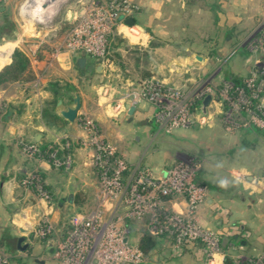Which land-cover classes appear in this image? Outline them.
I'll use <instances>...</instances> for the list:
<instances>
[{"label": "rangeland", "instance_id": "1", "mask_svg": "<svg viewBox=\"0 0 264 264\" xmlns=\"http://www.w3.org/2000/svg\"><path fill=\"white\" fill-rule=\"evenodd\" d=\"M28 1L1 0L0 2L2 9L0 28H4V31L0 32V70L10 64L18 52L25 54L30 60L28 72L24 75V78L30 77L29 80L21 83H9L0 89L3 93L0 99V139L3 141L2 143L11 147H8V150L18 148L25 158L36 162L34 170L32 168L31 171L23 172V176L18 182L19 188L26 194L16 197L10 206L13 215L10 229L16 236L19 233L17 229L22 230L19 237H23L24 240L20 245L21 247L22 245L30 247V251H9L1 243L0 263L59 264L50 254L49 247H46V241H54L52 240L53 235L43 236L37 234V231L43 223H46L50 225L52 232L58 235L62 231L63 224H68V221L70 224L73 215L84 216L96 208L97 181L94 177L91 158L95 149L94 140L100 139L104 144L114 147L116 152L121 155L119 149L125 145L116 142L115 134L119 132L124 134L122 139L127 142L125 144L131 148L130 151L133 153L135 151L134 136L140 138V144H145H143L145 138L143 139L142 131L132 133L134 124L141 119L143 126L146 117L150 116L156 126L152 133L153 141L145 150L169 151L174 148L173 143H175L170 136L180 130L188 129L193 125L192 123H197L200 126V131L191 133L192 144L205 155H203L204 159L191 156V160H196L195 164L199 166L198 172L202 167L203 169L207 168L214 159L218 158L217 155L223 148L235 145L236 132L242 129V127L235 129V126L226 129L225 126L230 125L232 121L227 122L229 108L221 94L228 83L230 84L229 77L232 75L230 72L236 70L237 61L235 58L231 59L225 52L220 54L217 59L211 58L213 52L204 57V54L208 52L204 51V48L214 47L217 36L213 30H209L210 23H208L206 15L197 11L191 12V0H122L123 5L128 6L129 17L134 18L137 27H143V34L150 41L147 46L148 54L139 58V67L147 71L156 68L158 73H147L148 76H145V73H139V69H135L133 66L136 58L132 55L129 57L124 55L125 48L143 47L142 42L138 40L141 35L138 29L135 28L129 32L120 28L119 32H115L112 38L117 37L120 40L118 51L120 55L124 56H121L118 62L115 59L108 60L104 66L102 65L103 70L100 74L87 75L83 71L79 76L77 85L84 97L83 102L86 105L85 112L87 113H82L79 116L78 124L82 136L66 138L67 143L58 142L60 141L58 140L48 144V150L55 148L53 151H47V157L54 155V158L59 162L66 163L62 166H54L51 160L43 158L38 145L32 142L30 137L25 138V123L34 118L37 124L42 105L50 98V91L52 92V89L55 91L59 87H54L52 84L57 81H59L58 84H70L71 82L76 84L75 78L81 72L75 65L74 57L76 55L70 53L65 47L64 38L91 3L101 5L110 0H62L63 4L60 0L50 9H47L46 5H42L41 9L46 12L38 14L39 18L36 20L33 17L35 11L31 10V3ZM39 1L38 5L42 0ZM43 2L45 3L44 0ZM43 2L41 4H44ZM48 10L50 13L47 12ZM69 12L72 17L69 21L64 22V14ZM263 17L264 12L253 29L244 31L245 35L241 44L249 54L247 62L250 68L253 59L252 41L258 37L255 32ZM193 50L200 51L201 55L199 56L203 57L201 65L196 70L184 73L183 65L185 63L190 65L196 63L191 53ZM3 54L8 58L4 64L1 62ZM133 68L134 70H132ZM179 68L180 72L178 73H168L170 70ZM147 81H154L165 87L174 88L181 101L184 99L190 101L194 90L203 93L210 90L214 99L206 106L204 119H200L197 111L198 104L194 103L192 107H189L190 118L192 114L191 125L167 130V125L160 128L156 121L155 104L149 99L139 97V92ZM62 88H59L60 92H63ZM98 97L105 99L99 112L94 110L92 104ZM123 103H128L136 108V114L130 118L126 116ZM9 104L13 105L14 109L8 116L6 111ZM7 116L8 118H6ZM17 134H19V138L15 139ZM63 145H66L71 155L60 160L57 153ZM139 147L140 145L137 148L139 149ZM141 150L143 151L144 148ZM83 153H87L86 156ZM184 158L183 156L177 160ZM228 158L231 160L228 165L234 166V153L229 154ZM31 177L34 184L38 182L42 191L43 189L47 190V184L56 190V196L51 198L50 203H45L43 197L32 185L22 184V180L27 181ZM69 183L71 186L65 187ZM66 192H73L74 197L78 199H75L74 206L66 203L64 198ZM47 204L50 205L51 212L56 219L52 220L44 213ZM52 248L53 246H51ZM237 256L241 261L250 260L240 253H237Z\"/></svg>", "mask_w": 264, "mask_h": 264}, {"label": "built area", "instance_id": "2", "mask_svg": "<svg viewBox=\"0 0 264 264\" xmlns=\"http://www.w3.org/2000/svg\"><path fill=\"white\" fill-rule=\"evenodd\" d=\"M123 4L122 0H110L101 5L91 3L66 34V49L75 55L84 52L96 64L104 66L111 58L110 38L122 27L130 32L133 29L124 25L123 21L129 15L128 6ZM255 33L258 37L252 41V65L249 75L243 79V87L230 82L221 93L229 108L227 122L232 121L226 129L252 126L264 130V17ZM144 85L139 97L155 104L156 121L160 128L167 125V130L191 125L189 107L198 104V111L205 96L210 97L209 104L214 99L210 90L204 93L194 90L190 101H181L172 87L154 81ZM198 113L200 119H204L205 114ZM93 144L95 149L91 158L97 174L96 208L84 216L73 215L70 228L61 234L53 233L46 223L37 231L47 237L53 235L52 255L59 264L153 263V254H143L139 249L131 225L158 241L159 245L168 246L174 254L199 240L204 264H216L217 257L223 260V232L204 228L199 221V210L209 189L196 181L199 168L196 160L185 157L155 172L145 165L131 166L114 147L100 139H95ZM49 160L54 166L66 164L54 155H50ZM22 184L32 185L45 203H50L49 191H42L38 182H32V177L22 180ZM232 257L240 259L237 255Z\"/></svg>", "mask_w": 264, "mask_h": 264}, {"label": "crops", "instance_id": "3", "mask_svg": "<svg viewBox=\"0 0 264 264\" xmlns=\"http://www.w3.org/2000/svg\"><path fill=\"white\" fill-rule=\"evenodd\" d=\"M192 11H197L206 15L208 23H210L208 25L209 30H213V33L217 36L215 37L214 47L212 46L211 48L210 46V48H204V51H208L204 54V57L211 55V52H213L211 58L217 59L220 54H224L223 52H225L229 54L231 59L235 58L237 61V68L230 72L232 73L231 76L239 78L247 76L250 72L249 63L247 62L249 54L245 47H242L241 43L245 35L244 31L253 29L264 12V0H191V12ZM0 12H2L1 8ZM65 18L66 14H64V22H67ZM132 19L134 20L133 17ZM131 27H133V29H138L141 34L138 40L142 42L143 47L137 48L139 50H148L147 46L150 41L147 36L143 34V27H137L135 21L134 25ZM122 28L127 30L125 27ZM191 53L196 63L191 65L185 63V65H183L185 68V70L183 69L184 73L189 72V70H196V68H199L201 65V59L203 57L199 56L201 55L200 51L193 50ZM197 57H199V59H197ZM78 59H80V55L74 57L75 65ZM85 59L87 65L96 64L87 56H85ZM133 66H135V69L142 70V67L140 68L139 65L136 66L135 63H133ZM77 69L79 72H81L80 70H84L87 75L100 74L95 72L89 73L85 69ZM132 70H134V68ZM157 71L158 70L155 68L149 70V73H158ZM138 72L141 73V71ZM178 72H180V68L177 70H170L168 73ZM81 74L82 72L78 73L77 78H75L76 84L72 82L70 84H58L59 81L52 84L54 87H59L55 89V91L54 89H52V92L50 91V98L42 105V109L48 108L51 114L61 119L59 124L56 125L46 121L41 112L37 124L34 118L29 119L25 123V138L30 137L32 142L40 147L58 140H60L58 142H66V138L71 139L70 137L77 138L78 136H82L78 122L80 121L79 116L82 113H86V105L83 102L84 97L77 85ZM67 85L73 87V92L70 93L66 91ZM60 87H63V92H60ZM75 93L79 95L80 108L75 121L69 123L58 114V111L71 106L72 98ZM2 95L3 93L0 91V99ZM53 99L55 100L54 105L51 104ZM104 100L105 99L101 97L96 98L95 103H92L95 111H101ZM122 106L126 116H129V118L136 114V108L132 105L123 103ZM130 108H132V110L129 113ZM8 116L6 118H8ZM144 122L142 126L141 119H139L132 129V133L142 131L141 134H143V139L145 138L143 142V144H145L142 145L140 144V138L133 137L135 143V151L133 153L130 151L131 148L126 145L127 142H124V139H122V137L124 138V134L119 132L115 134L116 142L119 144L121 142V144L125 145L119 149L121 150V156L125 158L131 166L137 164L142 166L145 165L153 171L158 172L183 156L204 159L203 155L205 154L195 148L191 139V133L200 131V126L197 123L193 124L188 129L180 130L175 135L170 136V138H172L171 140L175 142L173 143V149L169 151H160L158 149L147 151L145 149L151 141H153L152 133L156 125L151 121L150 116H147ZM138 126H140V129H137ZM248 128L237 131L235 145L229 148H223L222 151L218 153V158L214 159L211 165H208L207 168L205 167L204 169L202 167L198 172L199 181L209 188L208 197L199 210V221L205 228L212 231L223 232L224 235L222 239H226V242L223 245L221 244V248L231 245V240L236 239L240 243V247L236 250L233 249L234 252H236L235 255L240 253L245 255L246 257H244L246 259H254L255 264H264V132L250 130ZM37 136L38 139L35 140ZM14 138H19V134ZM2 142L3 141L0 139V241L9 251H20L17 249L16 245L22 230L18 228L17 231L19 233L18 236H16L10 229V224L13 219L10 206L16 197L26 194L19 188L18 182L22 178L23 172L31 171L32 168L34 170L36 162L35 160L29 161L25 158L18 148L8 150L7 148L10 146ZM138 145H140L139 149L137 148ZM63 146L66 147V145ZM141 148H144V150L142 151ZM180 148L182 149L180 150ZM232 153H234L235 164L234 166L232 164L229 166L228 164L230 163L228 162L230 159L228 157L229 154L232 155ZM70 154L65 153L60 155V160L70 157ZM83 154L86 156L87 153ZM93 171L97 181V174L94 168ZM69 186H71L70 183L65 185V187ZM47 187L51 197L56 196V190L48 184ZM74 196L73 192L65 193L64 198L68 205H75ZM51 211L50 205L47 204L44 213L54 220L56 217ZM50 212L51 215H49ZM61 233H63V231H60L58 234ZM46 243V247H49L50 254H52L53 248L51 249V246L53 242L46 241ZM157 248L159 251L152 252L154 256L152 264H204V255L202 249L198 246L193 245L187 248L184 253L181 251L175 254L166 245L158 244ZM24 251L29 252L30 247H26ZM216 264H222V258L217 257Z\"/></svg>", "mask_w": 264, "mask_h": 264}, {"label": "trees", "instance_id": "4", "mask_svg": "<svg viewBox=\"0 0 264 264\" xmlns=\"http://www.w3.org/2000/svg\"><path fill=\"white\" fill-rule=\"evenodd\" d=\"M3 31H4V28L1 27L0 32H3ZM119 43H120V40L117 37L111 38V41H110L111 58L110 59L111 60L115 59L116 62H118V60L121 59V55L118 51V48H119L118 44ZM124 51H125V53H124L125 56L127 55L129 57L132 55V57L134 56L136 58L135 62H134L136 66L139 65V62H138L139 58L142 57V55L145 56L148 54L147 50H139L138 48H132V49L125 48ZM29 63H30V60L28 57L25 56V54L20 53V52L16 53L12 62L0 70V89L9 83H21V82L29 80L30 77L24 78L25 73L28 72ZM80 71L83 72L84 70H80ZM139 71H141V73H145L144 74L145 76L146 75L148 76L147 73H149V71H147L145 69L139 70ZM229 81L231 83H233L234 86L243 87V78L231 76V77H229ZM66 91H68L70 93L73 92V87L67 85ZM51 104L52 105L55 104L54 99L51 101ZM7 107H8V109L6 111V114L9 115L13 111L14 106L9 104ZM198 111L200 112V108L198 109ZM18 112H20V111H18ZM41 112H42V116L44 117V119L46 121H48L52 124H56V125L59 124L61 119H59V117H57L56 115L51 114L48 111V108H43ZM242 129H245V128H242ZM248 129L264 132V130L257 129V128L252 127V126L249 127ZM47 147H48V144H45V145L38 147V149L41 152V155L43 156L44 159H48L47 151L48 152L53 151V148H55V147H53V148L48 150ZM65 153L70 154L71 152L68 148L61 146V150L58 151L57 156L63 155ZM196 181L198 183H202L199 181L198 172L196 174ZM46 189H47V191H49L48 187ZM49 193H50V191H49ZM75 199L78 200L77 198H75ZM62 227H63L62 228L63 232L68 230L70 228L69 221H68V224H63ZM133 228H134V231H133ZM131 232H132L134 238H136L137 245L143 254H152L153 251H159V249L157 248V246L159 244L158 241L152 239L151 237L142 233L139 230L137 231L136 226L131 225ZM231 242H232L231 245H227L224 248H221V250L225 253L223 260H222V264H255L254 259H250L247 261H241L240 259L235 260V258L232 257V254H234V255L236 254V252H234V250H236L240 247V243L236 239L235 240L232 239ZM0 244H1V241H0ZM194 245L202 248V243L199 240L195 241ZM186 250H187L186 248H182L181 251H182V253H184Z\"/></svg>", "mask_w": 264, "mask_h": 264}, {"label": "water", "instance_id": "5", "mask_svg": "<svg viewBox=\"0 0 264 264\" xmlns=\"http://www.w3.org/2000/svg\"><path fill=\"white\" fill-rule=\"evenodd\" d=\"M63 2L64 1H62V4H63ZM71 17H72V14L69 12L66 14L65 19L67 21H69L71 19ZM124 25H126L127 27H131L134 25V20L131 17L126 18L124 20ZM79 55H80V59H78L76 62V65L79 69H85L89 73H91V72L101 73V71L103 70V66L101 64L87 65L84 52H81ZM197 59H199V57H197ZM210 100L211 99L209 96H205L203 98V100L201 101L200 112L202 115L205 114V108L209 104ZM79 108H80V98H79V95L77 93H75L73 95V98H72L71 106L67 107L64 110H59L58 114L67 122L72 123L77 118V113H78ZM131 110H132V108H130L129 113L131 112ZM37 139H38V136L35 137V140H37ZM23 240H24L23 237H19L17 239V245L16 246H17V249L20 251H24L26 249V245H24L22 247L20 245L23 242ZM225 242H226V239H222L221 244L223 245ZM149 264H152V263H149Z\"/></svg>", "mask_w": 264, "mask_h": 264}, {"label": "bare ground", "instance_id": "6", "mask_svg": "<svg viewBox=\"0 0 264 264\" xmlns=\"http://www.w3.org/2000/svg\"><path fill=\"white\" fill-rule=\"evenodd\" d=\"M45 1V3L43 2V0L41 1V3L43 2L44 4H39L38 5V3L37 2H40L39 0H29L28 2L29 3H31L30 4V6H31V10L32 11H35L34 12V18H35V20H36V18H39V15L38 14H42L43 12H46V10H43V9H41V8H43L42 7V5L43 6H45L46 5V8L47 9H50L51 7H53L58 1H60V0H44ZM62 1V0H61ZM47 12H49V10L47 11ZM50 13V12H49ZM48 13V14H49ZM32 15H33V12H32ZM7 56H5L4 54L2 55V60H1V62L4 64L6 61H7Z\"/></svg>", "mask_w": 264, "mask_h": 264}]
</instances>
